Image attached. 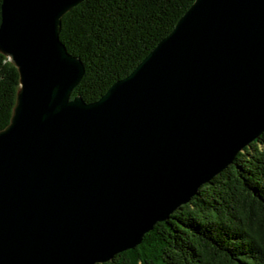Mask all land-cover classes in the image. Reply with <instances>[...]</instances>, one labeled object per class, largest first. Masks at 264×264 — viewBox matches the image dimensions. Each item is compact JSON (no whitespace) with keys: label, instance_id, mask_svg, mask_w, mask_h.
Wrapping results in <instances>:
<instances>
[{"label":"water","instance_id":"water-1","mask_svg":"<svg viewBox=\"0 0 264 264\" xmlns=\"http://www.w3.org/2000/svg\"><path fill=\"white\" fill-rule=\"evenodd\" d=\"M83 0H3L18 68L0 130V264H96L135 248L264 132V0H194L96 101L60 38Z\"/></svg>","mask_w":264,"mask_h":264},{"label":"trees","instance_id":"trees-1","mask_svg":"<svg viewBox=\"0 0 264 264\" xmlns=\"http://www.w3.org/2000/svg\"><path fill=\"white\" fill-rule=\"evenodd\" d=\"M193 2L83 0L74 6L60 32L86 69L72 97L98 100L174 29ZM19 86L18 68L0 51V130L10 123ZM96 264H264V132L139 245Z\"/></svg>","mask_w":264,"mask_h":264}]
</instances>
